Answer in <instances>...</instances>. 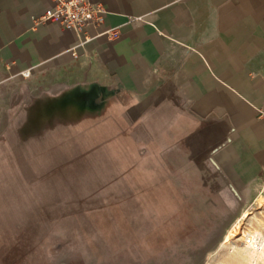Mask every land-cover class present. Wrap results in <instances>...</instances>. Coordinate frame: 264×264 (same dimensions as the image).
I'll return each instance as SVG.
<instances>
[{"label":"rangeland","instance_id":"1","mask_svg":"<svg viewBox=\"0 0 264 264\" xmlns=\"http://www.w3.org/2000/svg\"><path fill=\"white\" fill-rule=\"evenodd\" d=\"M81 71L0 91V264H264V173L224 126L175 101L103 128Z\"/></svg>","mask_w":264,"mask_h":264},{"label":"crops","instance_id":"2","mask_svg":"<svg viewBox=\"0 0 264 264\" xmlns=\"http://www.w3.org/2000/svg\"><path fill=\"white\" fill-rule=\"evenodd\" d=\"M99 1L106 20L78 46L71 31L34 25L49 0H0V91L83 68L110 82L96 104L103 128L138 125L180 101L224 126L225 154L248 177L264 173V0Z\"/></svg>","mask_w":264,"mask_h":264},{"label":"built area","instance_id":"3","mask_svg":"<svg viewBox=\"0 0 264 264\" xmlns=\"http://www.w3.org/2000/svg\"><path fill=\"white\" fill-rule=\"evenodd\" d=\"M49 6L40 13L34 14V25L54 24L73 32L77 37V45L84 46L91 38L88 29L91 26H102L107 17V9L99 0H49ZM114 35V32H109ZM73 57H77L73 50ZM23 79L31 76V70L20 73Z\"/></svg>","mask_w":264,"mask_h":264},{"label":"trees","instance_id":"4","mask_svg":"<svg viewBox=\"0 0 264 264\" xmlns=\"http://www.w3.org/2000/svg\"><path fill=\"white\" fill-rule=\"evenodd\" d=\"M60 144H62V143H60Z\"/></svg>","mask_w":264,"mask_h":264}]
</instances>
